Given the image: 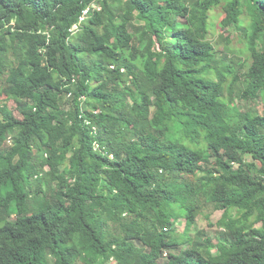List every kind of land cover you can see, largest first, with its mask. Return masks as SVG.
Here are the masks:
<instances>
[{
    "label": "trees",
    "instance_id": "trees-1",
    "mask_svg": "<svg viewBox=\"0 0 264 264\" xmlns=\"http://www.w3.org/2000/svg\"><path fill=\"white\" fill-rule=\"evenodd\" d=\"M218 6V37L237 30L247 59L209 38ZM1 94L0 264H198L205 192L236 248L205 264H264V0H0Z\"/></svg>",
    "mask_w": 264,
    "mask_h": 264
},
{
    "label": "rangeland",
    "instance_id": "rangeland-1",
    "mask_svg": "<svg viewBox=\"0 0 264 264\" xmlns=\"http://www.w3.org/2000/svg\"><path fill=\"white\" fill-rule=\"evenodd\" d=\"M223 15L222 7L218 6L213 9L211 13V17L213 20L214 25L220 20L221 16ZM161 20H164L161 18ZM246 22H243L245 25ZM128 25L126 24L125 20L121 22L120 25L117 26V32L122 37V42H129V34L127 32ZM221 33V30L218 29L217 25L211 30V34L209 38L213 41L215 47L218 49H222L225 44H228L230 50L228 52L224 51L229 58H232L234 61L237 59H247V54L242 53L241 51L244 49V38L240 36L237 30L233 28H229L228 31L223 32L224 36H227L229 42L226 43L224 38L218 37ZM180 39V38H179ZM178 39V40H179ZM129 94H132L133 88L131 86H126ZM3 94V93H2ZM0 95V99H3V95ZM69 97L70 94H67ZM150 102L152 99V95H150ZM238 101H236L237 103ZM247 103L244 105V108L251 109L253 111H261L262 110V100L261 98L258 99H248ZM244 104V103H243ZM8 108L13 112L15 116L20 117L19 106L16 102L12 99L7 100ZM173 120V115L171 112H168L164 121L166 124H171ZM212 147V146H210ZM221 153L225 155H229L231 159H233V167L235 168L237 163L238 154L233 149H221ZM246 162H252V158L249 154L245 155ZM38 156L33 157V164L35 168L40 172H44L47 170V167H43L39 164ZM211 164L216 165L218 162V158L213 156L210 157ZM23 175L27 178L26 171H22ZM204 173L201 171H195L193 178L197 180V182L203 181ZM32 185V187H34ZM43 187L46 186L45 182L43 181ZM178 186L185 192L186 187H184L183 183H178ZM193 206H196V213H195V221L191 225L188 231V237L191 239L192 242L196 243V252L192 255V258L197 260L198 264H205L207 261H219L223 260L227 257V255L236 250V248L232 245V237L229 234L228 226L230 223L225 224L223 227H219L217 222L221 217L222 210L214 208V197L211 193L205 192L202 193L200 197H196L193 202ZM173 212L176 214L177 219L172 227L171 230H168L169 235L177 238L179 240V247L178 249H174V252H177L179 248L186 246L180 245V242L186 240L183 236V231L186 224L185 216L181 211H179V207L174 205L172 206ZM233 212V210H232ZM165 218H168V215H164ZM111 222H108V227L111 228ZM244 223L238 225L242 227ZM208 238V239H207ZM137 244V243H136ZM212 244V247L208 249V245ZM80 253V252H79ZM55 256V254H53ZM74 264H82L79 259L74 261ZM106 264H129L125 259L121 262H116L114 259L108 261Z\"/></svg>",
    "mask_w": 264,
    "mask_h": 264
},
{
    "label": "built area",
    "instance_id": "built-area-1",
    "mask_svg": "<svg viewBox=\"0 0 264 264\" xmlns=\"http://www.w3.org/2000/svg\"><path fill=\"white\" fill-rule=\"evenodd\" d=\"M100 5L97 4L96 2H93L90 6L86 7L81 15L78 17V21L77 23H75L72 28L71 31H75L77 29V26L86 18V16L88 15L90 9H96V10H100Z\"/></svg>",
    "mask_w": 264,
    "mask_h": 264
}]
</instances>
